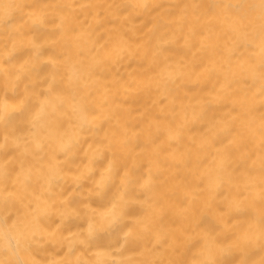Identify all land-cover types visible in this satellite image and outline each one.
Listing matches in <instances>:
<instances>
[{"label": "snow or ice", "instance_id": "1", "mask_svg": "<svg viewBox=\"0 0 264 264\" xmlns=\"http://www.w3.org/2000/svg\"><path fill=\"white\" fill-rule=\"evenodd\" d=\"M149 7L0 0V264H264V0Z\"/></svg>", "mask_w": 264, "mask_h": 264}, {"label": "bare ground", "instance_id": "2", "mask_svg": "<svg viewBox=\"0 0 264 264\" xmlns=\"http://www.w3.org/2000/svg\"><path fill=\"white\" fill-rule=\"evenodd\" d=\"M24 2L26 3H53V2H66V0H24ZM67 2H78V0H67ZM99 2V0H98ZM124 2L127 3H135L136 0H124ZM142 2L147 3L150 5V7L146 10H141L140 13L137 14L138 16V26L143 28L145 31H147L149 28H151L154 24H158V23H164L167 24L168 21V17H167V9L166 6L168 5H173V4H180V3H188V4H192L195 3L196 0H142ZM200 3H210L212 2V0H199ZM161 6L159 9H157L155 6ZM20 17L18 16L17 19H19ZM3 38L0 37V40H2ZM135 69V63H133L132 68L131 69H127L128 71H133ZM190 87H196L195 83H193L192 85H190ZM120 100H124V99H128L126 97H124L122 94L119 95L117 97ZM141 106L139 104L134 103L133 105V119L135 120L136 117V111L140 110ZM64 187L66 188H70L71 187V180L69 177L68 183L64 185ZM58 217L54 216L52 217L51 220H49V225L55 229L56 228V223L58 222ZM78 222H71V226L73 228H75L76 224ZM49 251L55 252V253H60L61 249L59 248L58 244L53 241L50 242L47 245Z\"/></svg>", "mask_w": 264, "mask_h": 264}]
</instances>
